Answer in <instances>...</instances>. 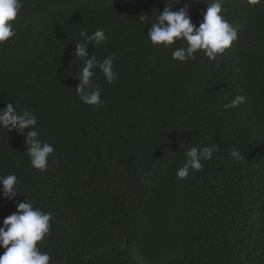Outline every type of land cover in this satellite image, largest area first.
Instances as JSON below:
<instances>
[{
    "label": "trees",
    "instance_id": "obj_1",
    "mask_svg": "<svg viewBox=\"0 0 264 264\" xmlns=\"http://www.w3.org/2000/svg\"><path fill=\"white\" fill-rule=\"evenodd\" d=\"M179 2L23 0L17 36L0 45V108L31 111L55 146L41 171L26 152L31 129L0 128V176L15 173L24 193L0 194V227L28 199L51 212V264H264V0H224L238 41L217 61L198 51L188 62L172 58L185 43L147 37L167 3H190L199 26L212 0ZM98 28L107 40L89 55L114 56L119 74L110 84L97 70L100 108L77 95L74 56L80 31ZM238 95L246 102L225 111ZM213 143L202 170L178 179L186 151Z\"/></svg>",
    "mask_w": 264,
    "mask_h": 264
},
{
    "label": "clouds",
    "instance_id": "obj_2",
    "mask_svg": "<svg viewBox=\"0 0 264 264\" xmlns=\"http://www.w3.org/2000/svg\"><path fill=\"white\" fill-rule=\"evenodd\" d=\"M182 2L183 0H180L179 3ZM249 2L254 3L256 0ZM190 7V3H185L183 8L174 11L167 3L155 21L149 23L151 29L147 37L153 46L165 48L175 45L177 41L185 43L186 47L174 48L172 51V58L179 62L195 60L198 51H202L208 59L217 61L218 56L224 55L233 42L238 41L239 28L231 24L223 14L224 0H212L207 3V10L203 13V21L199 26L192 22ZM22 8L23 0H0V45L17 36L13 22L18 19ZM139 19L143 22L146 17L140 15ZM79 35L74 56L83 60V67L76 73L80 81L76 93L83 103L100 108L104 104L102 89L94 83V78L99 70L108 83L115 82L119 75L114 71L115 57L110 55L99 60L95 53L89 55L90 44L96 47L106 42L107 36L103 28H98L91 34L87 30H81ZM244 102L246 97L238 95L224 105V110L235 109ZM37 125L36 115L28 109L18 110L16 103L13 105L6 102V106L0 108V128L7 132L16 131L22 136L25 135L26 129H31L26 135L27 155L33 168L46 171L55 146L40 139ZM218 148L219 144L213 143L188 149L185 153L188 160L177 170V178L183 180L190 175V170H202V162L211 160ZM229 155L236 160L243 159L241 152L236 148H233ZM150 175L151 173H143L141 183H147L146 177ZM20 184L21 181L15 173L0 176V194L5 200L15 202L18 195L24 194ZM53 219L51 212H44L31 199L18 202L16 212L6 217L3 227H0V247L5 249L4 253L0 254V264H51V254L41 251V247L45 238L50 235Z\"/></svg>",
    "mask_w": 264,
    "mask_h": 264
}]
</instances>
